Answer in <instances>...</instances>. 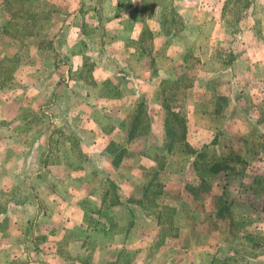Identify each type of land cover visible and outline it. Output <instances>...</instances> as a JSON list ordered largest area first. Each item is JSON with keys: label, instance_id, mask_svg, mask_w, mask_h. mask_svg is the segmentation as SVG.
Listing matches in <instances>:
<instances>
[{"label": "rangeland", "instance_id": "rangeland-1", "mask_svg": "<svg viewBox=\"0 0 264 264\" xmlns=\"http://www.w3.org/2000/svg\"><path fill=\"white\" fill-rule=\"evenodd\" d=\"M264 264V0H0V264Z\"/></svg>", "mask_w": 264, "mask_h": 264}, {"label": "crops", "instance_id": "crops-1", "mask_svg": "<svg viewBox=\"0 0 264 264\" xmlns=\"http://www.w3.org/2000/svg\"><path fill=\"white\" fill-rule=\"evenodd\" d=\"M63 264H66L65 262Z\"/></svg>", "mask_w": 264, "mask_h": 264}]
</instances>
